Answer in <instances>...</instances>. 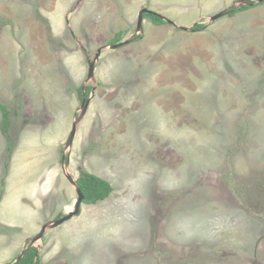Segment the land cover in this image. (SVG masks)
Returning a JSON list of instances; mask_svg holds the SVG:
<instances>
[{"label":"rangeland","instance_id":"rangeland-1","mask_svg":"<svg viewBox=\"0 0 264 264\" xmlns=\"http://www.w3.org/2000/svg\"><path fill=\"white\" fill-rule=\"evenodd\" d=\"M238 1L0 0V264L75 210L82 170L113 192L46 231L40 264H264V2L206 15ZM144 9L174 24L110 49Z\"/></svg>","mask_w":264,"mask_h":264},{"label":"trees","instance_id":"trees-1","mask_svg":"<svg viewBox=\"0 0 264 264\" xmlns=\"http://www.w3.org/2000/svg\"><path fill=\"white\" fill-rule=\"evenodd\" d=\"M258 5V3L253 2L251 5H243L241 7L237 5H233L226 10H224L223 16H234L238 12H243L246 10H249L250 8H253L254 6ZM144 18H149L155 25H164L167 23L173 24L171 21L165 20V18L156 13V12H150L144 14ZM206 24L204 23H195L190 30L192 32H201L205 30ZM122 33H118L116 37L111 41V44H119L122 41ZM142 36L139 35L135 39L132 40V42L141 39ZM92 87H86V96L87 98L90 96ZM83 90L82 87L79 90V95L82 99ZM0 111L2 113V120L0 122V129L4 136L7 139L8 146H7V155L8 157L11 156V154L14 152L15 145L13 144V140L10 136L9 130L11 126V111L0 102ZM8 167V166H6ZM77 184L79 186V189L81 190L83 196H84V203L87 204H96L98 202H101L103 200H106L111 193L113 192V187L111 183L97 175H94L92 173H89L88 171L82 170L79 174V177L76 179ZM3 194V183H2V189L0 191V198ZM61 217H58V219ZM13 264H40V257L38 256V249L37 247L33 246L29 248L24 257L21 261ZM11 264V263H9Z\"/></svg>","mask_w":264,"mask_h":264},{"label":"water","instance_id":"water-1","mask_svg":"<svg viewBox=\"0 0 264 264\" xmlns=\"http://www.w3.org/2000/svg\"><path fill=\"white\" fill-rule=\"evenodd\" d=\"M253 2L255 3H263L264 0H239L237 3H235L234 5H237L239 7L243 6V5H251ZM151 11L148 9H144L140 15H139V20L137 23V28L135 30V34L128 40L119 43V44H112L110 45V49H117L119 47H122L123 45H126L128 43H130L133 39H135L137 36H139L140 34H142L143 31V21H144V14L145 13H150ZM223 16V13H218L217 15H214L210 18V21H215L217 19H219L220 17ZM168 21V20H167ZM181 29L183 30H190V28L188 27H181ZM85 53L86 50L84 49ZM102 54V49H99L95 58L93 60L88 59V64H89V71H88V76H87V80L86 83L90 82V81H94L95 80V68H96V63L98 61V59L100 58ZM83 90V94H82V106H81V113L80 115L77 117V120L75 121L74 125H73V129L71 131V134L67 140V143L65 145V149L63 152V156H62V163L64 165V169L65 171L67 170V167L69 166V157L67 155V150H69L72 145H73V141L75 139L76 136V132H77V125L78 123L83 119V117L86 115V112L88 110V107L90 105V102L92 100V96H89L87 98L86 96V85H84V87L82 88ZM94 92V89H92V94ZM67 178L70 181V183L74 186L77 195H78V200L77 203L75 205V210L72 211L71 213L65 215L64 217L57 219L53 222H48L46 223L44 226H42L40 232L31 239V241L28 242L27 247L22 251V253L19 255V257L15 260L14 263L19 262L22 260V258L24 257L26 251L33 247L37 242L41 241L46 233V231L50 230V229H54L59 227L60 225L64 224L66 221L70 220L71 218H73L74 216L78 215L80 213L81 210V205L84 202V196L81 192V190L79 189V186L77 184V181L69 174H67ZM13 264V263H11Z\"/></svg>","mask_w":264,"mask_h":264},{"label":"crops","instance_id":"crops-1","mask_svg":"<svg viewBox=\"0 0 264 264\" xmlns=\"http://www.w3.org/2000/svg\"><path fill=\"white\" fill-rule=\"evenodd\" d=\"M211 8H213V7H211ZM207 11H208V9H206ZM207 14L206 15H208L207 16V19L209 18V17H212L211 15H212V12L210 11H208V12H206ZM171 21V20H170ZM172 22V21H171ZM174 24V23H173ZM162 26V25H161ZM206 110H203L202 112H205ZM209 119H212V116L211 117H209ZM8 169V168H7ZM7 169L6 168H4V171H3V173H2V171L0 172V191H1V189H2V183H3V188L6 190V194L4 195V197L6 196V198H7V196H9V195H7V194H10V191H11V189H8V186L10 185V180L9 181H7V176H6V172H7ZM9 188H10V186H9ZM9 191V192H8ZM2 200H3V198H2Z\"/></svg>","mask_w":264,"mask_h":264}]
</instances>
